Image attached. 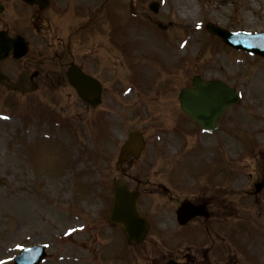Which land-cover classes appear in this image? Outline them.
Returning <instances> with one entry per match:
<instances>
[{
	"label": "rangeland",
	"instance_id": "374dc122",
	"mask_svg": "<svg viewBox=\"0 0 264 264\" xmlns=\"http://www.w3.org/2000/svg\"><path fill=\"white\" fill-rule=\"evenodd\" d=\"M57 1L60 4L65 2ZM80 1L84 9L83 18L86 20L87 16H92L97 10L92 3L101 0ZM152 1L159 3L157 14L152 13L147 7ZM130 5L134 11L144 12L141 21H145L148 16L165 24L172 22L165 29H159L155 23L139 24L141 21L136 22L132 19L134 27L132 25L127 27L129 31L140 32L141 37L138 41L141 42L138 43L142 44L144 42L142 39L147 35L148 39L145 41H150V48H160V59L165 63V67L162 66L164 70L160 72V114H178L176 92L196 72H202L205 78H225L231 85L245 91L240 104L229 108L225 118L220 121L222 130L207 137L205 148L196 149L198 152L201 151L196 155V159L204 155L209 164L212 161L211 152L220 161L221 138L226 142L229 150L227 163L226 165L224 162L220 163L218 170L222 167L224 169L225 166L228 171V184L231 186L229 189L233 190L229 199L236 202L238 199L236 170L242 155L240 150L257 141L264 142L262 141L264 132L257 127L261 121L259 118L256 120L253 116L255 113L252 112L253 108H256V100L261 98L259 101L264 106V93L261 96L258 94L253 96L252 92V85L256 83L264 85V60L260 63L259 56L230 50L218 37L210 34L204 24L210 21L230 32L264 31V0H112L109 2V8H104L99 15H108L111 20L112 9V12H118L119 15H115L117 18H120L122 13L124 21L125 18L131 20ZM89 6L94 7L90 9ZM60 11V5H56V9L48 10L50 13L58 14L62 13ZM8 16L7 12L3 14V18ZM3 26L10 33L17 32L15 23ZM155 28L160 31V47L154 37L157 35ZM168 38L173 44L171 47H174L173 50L170 49L173 53L170 57ZM37 40L39 38H33V42H37L38 45ZM17 65L16 63L15 67ZM125 73L126 70L123 69L118 71L120 77H126ZM247 85L249 90L246 93ZM42 88L39 93L34 92L36 99L33 105L39 107L43 114L34 115L27 111L25 108L27 106H22L26 103L28 95L21 98V94L0 86V264H13L12 258L18 253L19 247L45 243L48 246L46 260L37 264H90L87 257H92L94 252L92 246L86 249L84 245L89 243L88 235L92 234L96 227V217L93 216L96 213L100 218L105 217L107 214L105 208H108L109 203V199H106L108 184L99 181L96 173L100 169H105V165L110 163L112 158L109 155L107 157L102 155V152L104 154L107 152L104 151L106 147L100 149L103 145L99 147L97 144V132L94 134L92 131L93 114L74 116L81 111L75 93L69 94V89L65 87ZM262 90L264 92V86ZM260 108L258 111L264 113V108ZM50 119L53 120L52 124L49 122ZM55 120L58 123L62 120V123L53 126ZM256 133L258 138L255 137ZM62 140H66V144H63ZM107 150L113 152L114 146L110 144ZM75 154L78 155L75 157ZM172 157V150L160 149V158L167 162L172 161ZM245 158L251 159L252 156L247 155ZM59 159L64 160L65 165H70L73 161L77 166H74L72 173H67L63 177L59 169L54 168ZM218 170H214L213 174ZM39 178H47L49 181L45 185L36 183L35 179ZM100 183L104 184V188L99 186ZM89 188L97 189L96 192L99 190L101 195L98 192V197L85 202ZM173 202L172 199L164 202L163 206L167 207L168 212ZM79 203L84 205L78 207ZM87 211L89 212L86 213ZM238 213L244 218L245 224H249V217L252 221L258 217L251 209ZM232 215L236 217L237 213ZM234 217L229 218L227 223V228L233 231V226L239 222ZM262 220L264 223V219ZM68 231L71 233L63 237L62 234ZM111 232L108 227L100 229L101 244L106 241V237L115 238ZM167 235L163 241L164 247L160 251V260L161 257L165 260L174 247L189 245L192 240L197 239L193 231L181 234L179 239L181 242H175L169 234ZM241 238L246 239V236L239 238L223 236L219 241L228 244L231 249L235 245L238 255L245 258V254H251V251L259 252L255 243L252 244L248 239L241 241ZM114 240L119 241L116 238ZM180 248L189 249L187 246ZM243 248L245 253L242 254ZM132 251L133 249H129L127 252L132 256ZM137 251L140 256L137 260L142 261L144 255H153L155 248H150V251L143 255ZM260 253L263 260V246H260ZM120 254L124 255L122 246L119 253L115 252L111 258L105 259V262L116 264L115 256H121ZM244 264L251 263L244 260Z\"/></svg>",
	"mask_w": 264,
	"mask_h": 264
},
{
	"label": "flooded vegetation",
	"instance_id": "af4514ba",
	"mask_svg": "<svg viewBox=\"0 0 264 264\" xmlns=\"http://www.w3.org/2000/svg\"><path fill=\"white\" fill-rule=\"evenodd\" d=\"M67 5L66 1L61 15L48 11L44 13L37 6L28 8L18 4L14 10V21L17 22V29L27 35L29 51L23 61L9 57L0 62L3 66L0 70L25 88L17 92L28 95L27 103L31 106H35L34 92L39 93L42 87H65L69 89V94L75 93L81 105V111L75 115L93 114L97 144L99 147L103 145L100 149L106 147L104 151L107 152H102V155L112 158L105 169L96 173L99 181L108 184L106 199L111 196L112 187L120 182L140 194L138 208L149 223L145 239L140 244H131L108 225L107 214L100 218L95 213L96 227L88 235L89 243L84 245L86 249L92 246L93 262L107 264L105 259L111 258L117 247L122 246L125 254L118 264H165L168 260L175 264H244V260L251 264H264L260 253V246L264 247L261 221L264 219V142L257 141L240 150L242 155L236 170L238 199L231 201L229 195L233 190L229 189L225 166L218 170L220 164L216 162L215 170L218 171L213 174L212 161L207 164L208 159L204 155L196 159V155L201 153L196 149L205 148L210 136L202 133L199 126L180 110L179 91L182 87H189L191 80L187 79L176 92L178 114H160V48H150V41L144 39L142 44L138 43L141 40L138 41L132 33L110 30L112 26L107 21L108 15L104 16L106 21L103 23L97 21L98 14L84 20L81 8H68ZM33 38H39L41 44L31 46ZM156 43L160 47V42ZM71 64H77L84 70L90 69V74L100 83L101 100L97 106L92 107L83 100L68 82L66 72ZM120 69L126 70V77L119 76ZM257 118L261 121L258 130L264 132V120ZM219 128L222 130L220 123ZM132 132L139 135L141 151L126 154L118 165L120 147ZM220 141L222 147L227 145L222 138ZM108 142L114 146L113 152L107 150L110 146ZM160 149L172 150V161L160 158ZM247 155L252 158H245ZM226 159L222 153L220 163L226 165ZM99 185L104 188V184ZM169 199L174 202L168 212L163 205ZM184 201L194 205V208L185 210L177 220L178 210ZM250 209L258 217L253 221L249 217V224H245L238 211ZM234 213H237L235 220L239 222L233 226V231L227 228V223ZM103 227L112 230V235L119 240L106 238L119 243L116 248V244H101L99 232ZM192 231L197 239L184 245L189 249L176 246L165 260L163 257L160 260L167 234L173 241L181 242V234ZM244 235L258 246L259 251L245 254L246 258L238 255L235 245L231 249V246L219 241L223 236L239 238ZM246 239L241 238V241ZM150 248H155L153 255H144L142 261L137 260L140 257L137 250L143 255ZM129 249H133L132 256L127 252Z\"/></svg>",
	"mask_w": 264,
	"mask_h": 264
},
{
	"label": "water",
	"instance_id": "95a60500",
	"mask_svg": "<svg viewBox=\"0 0 264 264\" xmlns=\"http://www.w3.org/2000/svg\"><path fill=\"white\" fill-rule=\"evenodd\" d=\"M30 2L32 0H25ZM207 28L214 34H218L222 37V39L229 43L230 45H234L235 47H245L242 42H246L247 38L244 34H230L224 30H221L215 26L207 24ZM236 37V41L232 38ZM2 39V38H0ZM249 49L253 53L260 54L264 56V36L260 35L258 37H253L248 41ZM8 49L14 50V55L18 56V48L16 45V41L14 42H5L3 45H0V58L4 57L8 53ZM1 77V76H0ZM1 79V78H0ZM205 86L195 83L194 91H186L182 95V105L183 109L197 122L202 125L210 124V122H214L222 110L233 102L231 98L232 91L228 90L229 95L228 99H223L220 92H217L215 89L217 88L216 83H204ZM204 88V90H203ZM84 89V88H83ZM227 90V88L225 87ZM223 91V90H219ZM208 111V114H205ZM210 111V112H209ZM110 221L114 224H118L121 226L124 234L131 241H138L145 233V225L144 220L139 216L136 209V200L134 198H130L128 194L125 192L115 191L114 197L112 199V205L110 210ZM28 252V251H26ZM30 252V251H29ZM31 253V252H30ZM20 256V255H19ZM30 256L22 255L20 258H29ZM37 258H32L31 264L36 263ZM17 264H20L17 262Z\"/></svg>",
	"mask_w": 264,
	"mask_h": 264
}]
</instances>
